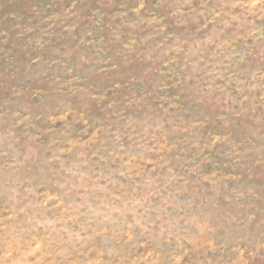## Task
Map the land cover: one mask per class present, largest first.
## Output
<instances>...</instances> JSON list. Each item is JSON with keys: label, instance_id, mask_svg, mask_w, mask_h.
Instances as JSON below:
<instances>
[{"label": "rangeland", "instance_id": "rangeland-1", "mask_svg": "<svg viewBox=\"0 0 264 264\" xmlns=\"http://www.w3.org/2000/svg\"><path fill=\"white\" fill-rule=\"evenodd\" d=\"M0 264H264V0H0Z\"/></svg>", "mask_w": 264, "mask_h": 264}]
</instances>
